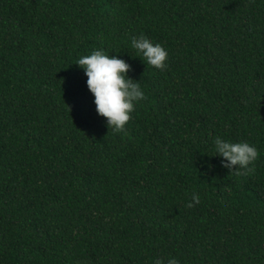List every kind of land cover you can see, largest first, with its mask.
<instances>
[{
	"label": "trees",
	"instance_id": "1",
	"mask_svg": "<svg viewBox=\"0 0 264 264\" xmlns=\"http://www.w3.org/2000/svg\"><path fill=\"white\" fill-rule=\"evenodd\" d=\"M96 49L145 91L121 131L75 63ZM216 136L254 144L250 170ZM171 256L264 264V0H0V264Z\"/></svg>",
	"mask_w": 264,
	"mask_h": 264
},
{
	"label": "clouds",
	"instance_id": "2",
	"mask_svg": "<svg viewBox=\"0 0 264 264\" xmlns=\"http://www.w3.org/2000/svg\"><path fill=\"white\" fill-rule=\"evenodd\" d=\"M130 43L137 56L143 57L147 64L159 69L167 67L168 51L160 43H153L144 34L133 35ZM75 63L83 69L87 77L85 83L94 98L96 113L106 118L105 123L113 131L123 130L136 103L145 98V91L139 80L128 75L131 65L119 56L107 54L103 49L82 55ZM213 148V155L221 157V166L229 170L233 166L250 170L249 165L260 155L254 144L247 141L233 142L221 136L213 138ZM199 203L200 195L194 192L187 207ZM154 264H180V261L171 256L166 261L164 258H157Z\"/></svg>",
	"mask_w": 264,
	"mask_h": 264
}]
</instances>
